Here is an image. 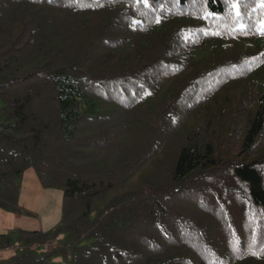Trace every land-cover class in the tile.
Segmentation results:
<instances>
[{
  "label": "trees",
  "instance_id": "1",
  "mask_svg": "<svg viewBox=\"0 0 264 264\" xmlns=\"http://www.w3.org/2000/svg\"><path fill=\"white\" fill-rule=\"evenodd\" d=\"M262 22L260 0H0V209L35 215L30 168L64 191L0 264H264Z\"/></svg>",
  "mask_w": 264,
  "mask_h": 264
},
{
  "label": "crops",
  "instance_id": "2",
  "mask_svg": "<svg viewBox=\"0 0 264 264\" xmlns=\"http://www.w3.org/2000/svg\"><path fill=\"white\" fill-rule=\"evenodd\" d=\"M47 189L41 184L35 170L33 168L28 169L22 179L21 205L39 215L44 206ZM26 220L19 218L16 213L0 209V233L9 232L16 227L27 229L24 227ZM35 228H39V226H35ZM40 229H44L43 226H40ZM0 254H4V252H0Z\"/></svg>",
  "mask_w": 264,
  "mask_h": 264
},
{
  "label": "rangeland",
  "instance_id": "3",
  "mask_svg": "<svg viewBox=\"0 0 264 264\" xmlns=\"http://www.w3.org/2000/svg\"><path fill=\"white\" fill-rule=\"evenodd\" d=\"M63 199V189L58 187L48 188L44 206L39 215L37 213H35V215H17L19 218L27 219L24 221V227L28 230H39L40 226H43L44 229L42 230L50 231L61 220ZM35 226H39V228H35ZM19 247L20 246L17 242L13 248L2 251L4 254H0V260L8 259L14 253L19 252Z\"/></svg>",
  "mask_w": 264,
  "mask_h": 264
},
{
  "label": "snow or ice",
  "instance_id": "4",
  "mask_svg": "<svg viewBox=\"0 0 264 264\" xmlns=\"http://www.w3.org/2000/svg\"><path fill=\"white\" fill-rule=\"evenodd\" d=\"M145 2H147V0H145ZM260 2H261V6H264V0H260ZM236 15L239 16L240 13L237 11ZM241 27H243V25H241ZM260 32H261V35H264V22L261 23ZM253 254H255V253H253Z\"/></svg>",
  "mask_w": 264,
  "mask_h": 264
}]
</instances>
